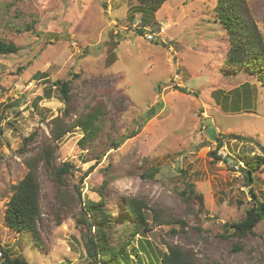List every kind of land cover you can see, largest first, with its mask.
Here are the masks:
<instances>
[{
    "label": "rangeland",
    "instance_id": "374dc122",
    "mask_svg": "<svg viewBox=\"0 0 264 264\" xmlns=\"http://www.w3.org/2000/svg\"><path fill=\"white\" fill-rule=\"evenodd\" d=\"M245 1L264 41V0ZM216 2L164 0L152 11L139 0H0V39L19 47L0 54V248L29 264H92L83 204L103 198L115 243L125 199L136 198L148 227L121 254L125 264H151L147 242L181 247L199 264H264V220L240 237L229 226L255 204L249 189L264 198V162L251 178L246 163L264 156V82L223 65L230 40ZM56 79L70 80L69 100ZM96 105L99 130L86 148L77 126L56 143L57 164H71L64 205L39 165V247L4 224L12 187L52 118L71 122Z\"/></svg>",
    "mask_w": 264,
    "mask_h": 264
},
{
    "label": "trees",
    "instance_id": "16d2710c",
    "mask_svg": "<svg viewBox=\"0 0 264 264\" xmlns=\"http://www.w3.org/2000/svg\"><path fill=\"white\" fill-rule=\"evenodd\" d=\"M164 0H139L140 3L148 6L151 10H156ZM215 12L219 20L224 24L230 40V47L226 51L223 65L234 73L245 72L255 75L261 82H264V41L253 21L245 0H217ZM141 33L142 30L139 29ZM19 47L13 42H6L0 39V54L15 53ZM60 92L65 101L69 100L70 80L56 79L52 82ZM102 108L96 105L87 113H82L75 117L71 122L64 118L54 117L50 120L49 135L42 139L35 147V151L26 157V173L12 187V193L7 201L4 211V224L13 231H25L31 234L35 245L41 247L42 242L38 232V224L41 217L40 196L42 184L39 179V165L43 164L50 175L56 189L58 190L56 198L62 205L66 202V190L64 174L68 173L71 164L63 162L57 164L55 152L57 141L73 127H80L84 134L77 141L79 147L86 148V142L95 138L99 127L96 121L99 119ZM154 109L151 110V113ZM35 132L30 133L23 138V147L26 148L34 139ZM219 144V143H218ZM264 150V146H261ZM101 156L98 157L100 159ZM94 162L89 169L95 167L99 160ZM264 162V156H254L247 158V174H250L259 164ZM142 174L143 177H152L153 171ZM102 186L99 190L101 195ZM251 195L255 198V204L245 211V216L239 220L231 221L230 228L233 229L237 237L251 232L253 227L260 220H264V198H257L249 189ZM185 193V192H183ZM186 193L194 194L202 204V195L194 193L191 184H187ZM185 199L188 196H184ZM103 198L98 202L88 201L83 204V208L88 212L89 220H80L85 225L89 234L86 236V248L92 257V264H125L121 254L131 244L136 234L147 230L148 224L143 211L145 203L136 198L125 199V215L123 217V226L115 243H110L109 236L113 228L111 217L102 205ZM153 212V218L160 216L159 211L150 207ZM86 217V216H85ZM85 219V218H84ZM92 225L95 233L90 235ZM239 248V245H236ZM145 255L152 259L151 264H199L192 259L188 252H184L181 247L168 244L167 251L156 250L147 242V246L142 248ZM0 264H29L22 256L12 257L6 250L0 248ZM140 261V260H138ZM155 261V262H153Z\"/></svg>",
    "mask_w": 264,
    "mask_h": 264
},
{
    "label": "built area",
    "instance_id": "2783aa9c",
    "mask_svg": "<svg viewBox=\"0 0 264 264\" xmlns=\"http://www.w3.org/2000/svg\"><path fill=\"white\" fill-rule=\"evenodd\" d=\"M157 33H155L154 31L152 30H148L144 36L146 37V40L148 41H153L155 39H157L158 35L156 36ZM0 258H1V251H0Z\"/></svg>",
    "mask_w": 264,
    "mask_h": 264
},
{
    "label": "clouds",
    "instance_id": "9594fccd",
    "mask_svg": "<svg viewBox=\"0 0 264 264\" xmlns=\"http://www.w3.org/2000/svg\"><path fill=\"white\" fill-rule=\"evenodd\" d=\"M1 259V258H0Z\"/></svg>",
    "mask_w": 264,
    "mask_h": 264
}]
</instances>
